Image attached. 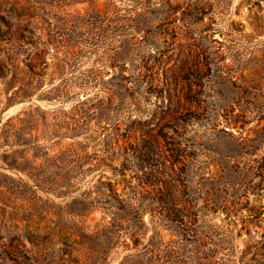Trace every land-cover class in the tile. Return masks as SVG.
<instances>
[{"label": "rangeland", "instance_id": "374dc122", "mask_svg": "<svg viewBox=\"0 0 264 264\" xmlns=\"http://www.w3.org/2000/svg\"><path fill=\"white\" fill-rule=\"evenodd\" d=\"M263 162L264 0H0V264H264Z\"/></svg>", "mask_w": 264, "mask_h": 264}, {"label": "trees", "instance_id": "16d2710c", "mask_svg": "<svg viewBox=\"0 0 264 264\" xmlns=\"http://www.w3.org/2000/svg\"><path fill=\"white\" fill-rule=\"evenodd\" d=\"M20 131V130H18ZM19 133V132H18ZM150 152L151 155L150 157L146 158L144 157V155H146V151H144L143 149H135L132 152L133 158L137 164V166L139 167H143V163L147 162V163H151V164H161L162 162L164 163V158L161 161V157L162 151H158V148H152V145L150 144ZM16 167L19 168L21 171H27L28 172V167H30V165L28 164L27 166L25 164H23L22 166H20L19 164H12L10 165V167ZM34 168V166H33ZM258 168H264V162L260 163V165L258 166ZM158 169H150V171L147 173V175H149V180L152 181L153 183H158L156 181H158L157 179L158 177V173H160V171H158ZM28 174L30 176H32V174L30 172H28ZM167 177H170V180H172V184L170 183V180H166L165 183L163 184V186H156L155 190V195L156 196H151L149 199L153 202H156L158 205H156L155 208H157V212L160 215L161 219L166 221L164 224L171 228V230H175L176 232H179L181 237L183 239L188 240L187 235L190 233L191 228V223L187 218H188V214L186 213V211L184 210V208L181 206V202L180 200L178 201V196H177V192H179L180 190L178 189L179 186V178L178 175L171 173V174H166ZM37 187L40 186V184L36 183ZM155 208H152V210H155ZM30 216V214H29ZM27 216V217H29ZM2 237L0 236V239ZM29 238V237H28ZM11 248L14 251H30L32 252V248L31 247H27L26 242L24 241V239L21 236H18L15 238V243L11 246ZM26 252H24V256L26 259H30V255H27ZM183 262V261H182ZM185 263V261H184Z\"/></svg>", "mask_w": 264, "mask_h": 264}]
</instances>
